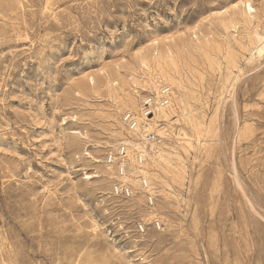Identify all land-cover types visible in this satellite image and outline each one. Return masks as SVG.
Instances as JSON below:
<instances>
[{
  "label": "rangeland",
  "instance_id": "1",
  "mask_svg": "<svg viewBox=\"0 0 264 264\" xmlns=\"http://www.w3.org/2000/svg\"><path fill=\"white\" fill-rule=\"evenodd\" d=\"M0 264H264V0H0Z\"/></svg>",
  "mask_w": 264,
  "mask_h": 264
},
{
  "label": "bare ground",
  "instance_id": "2",
  "mask_svg": "<svg viewBox=\"0 0 264 264\" xmlns=\"http://www.w3.org/2000/svg\"><path fill=\"white\" fill-rule=\"evenodd\" d=\"M249 9L254 10V8L251 5V3H249ZM167 81L169 82L168 79H166V78L163 79V77H161V80L160 79L153 80L154 88H155V90H157L156 91V97L154 99L152 97L151 98L150 97L149 98H145L143 100V104H141V105L139 103L135 104L133 106V108L135 110H137V111L142 110L144 112L145 103L148 100H150L149 101L150 102V107L149 108H152L155 111V113H156V115L158 117H162V118H165L164 120H168L170 115H171V113H172V108L174 107L173 106V100H172V98H173L172 95L174 93V90L171 89L170 84H167V85H165L162 88L164 94H165V88H169V90H170L169 93H168V97H169V103L168 104H164L163 100H161V93H160V90H159L161 88V86ZM145 111H146V109H145ZM143 114H145V113H143ZM130 116H132V114H130ZM131 125H132V130H133L132 132L134 134H136L137 136H139L140 138L145 139V140H146V138H145V133L146 132H152V131L153 132H157L159 136H162V135L166 134V125L159 126V127L158 126L157 127L156 126H152L150 128H146L143 125L142 118H139L136 115H133L132 124ZM134 146H135V144L133 143V141H127V142L124 143V147L123 148L127 152L126 156H128V157L131 156ZM150 146H151L150 147L151 151H155L156 150V144H150ZM141 160H142V162L144 161V152H141ZM122 170L124 171V167H122Z\"/></svg>",
  "mask_w": 264,
  "mask_h": 264
},
{
  "label": "built area",
  "instance_id": "3",
  "mask_svg": "<svg viewBox=\"0 0 264 264\" xmlns=\"http://www.w3.org/2000/svg\"><path fill=\"white\" fill-rule=\"evenodd\" d=\"M169 88H165V95L163 96V103L164 104H168L169 103V97H168V93H169ZM150 100H148L146 103H145V109H146V112L147 114H151V109L149 108L150 107ZM130 114L127 115V118L130 119ZM155 135L153 134H149L148 135V141H153L155 139ZM121 154H125V149L122 148L121 151H120ZM123 193L129 195V191L127 189H123Z\"/></svg>",
  "mask_w": 264,
  "mask_h": 264
}]
</instances>
